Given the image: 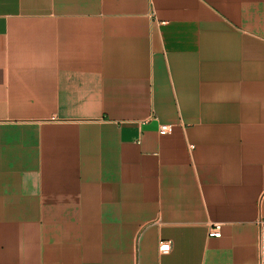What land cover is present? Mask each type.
Instances as JSON below:
<instances>
[{"label":"crops","instance_id":"0c3cea01","mask_svg":"<svg viewBox=\"0 0 264 264\" xmlns=\"http://www.w3.org/2000/svg\"><path fill=\"white\" fill-rule=\"evenodd\" d=\"M259 219L264 0H0V264H257Z\"/></svg>","mask_w":264,"mask_h":264},{"label":"built area","instance_id":"2783aa9c","mask_svg":"<svg viewBox=\"0 0 264 264\" xmlns=\"http://www.w3.org/2000/svg\"><path fill=\"white\" fill-rule=\"evenodd\" d=\"M171 130L168 125H161L158 128V134L160 136L167 135ZM256 228L258 231V258L257 264H264V221L259 219L256 221ZM221 224L213 223L208 226V237L219 238L220 237ZM169 250V243H160L158 251L163 253Z\"/></svg>","mask_w":264,"mask_h":264}]
</instances>
